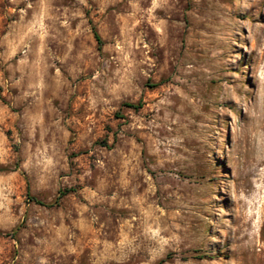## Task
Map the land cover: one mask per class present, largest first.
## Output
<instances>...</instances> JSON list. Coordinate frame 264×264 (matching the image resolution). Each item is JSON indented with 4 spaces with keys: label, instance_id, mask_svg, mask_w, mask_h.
Listing matches in <instances>:
<instances>
[{
    "label": "rangeland",
    "instance_id": "obj_1",
    "mask_svg": "<svg viewBox=\"0 0 264 264\" xmlns=\"http://www.w3.org/2000/svg\"><path fill=\"white\" fill-rule=\"evenodd\" d=\"M0 264H264V0H0Z\"/></svg>",
    "mask_w": 264,
    "mask_h": 264
},
{
    "label": "trees",
    "instance_id": "obj_2",
    "mask_svg": "<svg viewBox=\"0 0 264 264\" xmlns=\"http://www.w3.org/2000/svg\"><path fill=\"white\" fill-rule=\"evenodd\" d=\"M93 32H94V35H95V38H96L98 44L101 45V44H102V39H101V37L99 36V34L97 33V31H96L95 28H93ZM125 106L130 107V108H135V109H137V108H140V107L142 106V103L139 102V103L136 104V105H134V104H126ZM66 192H67V191H66ZM34 200H35V202H36L37 204L42 205V206H46L44 202L39 201V200H37V199H34Z\"/></svg>",
    "mask_w": 264,
    "mask_h": 264
}]
</instances>
